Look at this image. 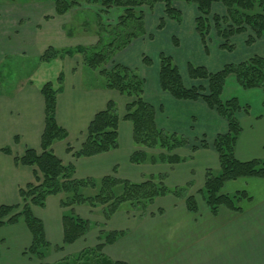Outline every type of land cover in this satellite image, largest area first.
I'll list each match as a JSON object with an SVG mask.
<instances>
[{
  "label": "crops",
  "instance_id": "obj_1",
  "mask_svg": "<svg viewBox=\"0 0 264 264\" xmlns=\"http://www.w3.org/2000/svg\"><path fill=\"white\" fill-rule=\"evenodd\" d=\"M63 15L53 13L52 16L43 17L41 22L37 19V22L29 24L20 17V23L14 20L12 25L1 18L0 13V64L12 54L25 52L20 46H11L19 30L26 31L25 25L26 29L36 32L51 19L62 18ZM63 24H50V39L42 42L34 55L38 57L49 43L56 46L55 38H60V41L70 38L64 33ZM82 39L90 43L93 37ZM196 39L193 46L202 44L198 35ZM135 43L140 42H132L127 46L128 49L124 47L118 50L111 61L131 68L141 67L142 73L137 72L144 79L143 97L155 106L159 127L188 138L208 136L206 139L209 143L216 133L226 130L225 120L201 100H177L163 92L158 83V68L153 67L151 70L150 65L142 62L145 53ZM132 47L138 48V51L130 57L127 53ZM59 61L65 65L62 67L63 88L57 95L55 117L57 123L66 130L67 137L55 141L51 149L63 163L74 165L75 177L98 178L114 173L119 178L142 181L149 174L166 172V185H181L191 181L190 192H195L203 183L205 169L218 168V157L210 144L192 152L191 158L175 164L130 162V154L138 147L132 141V124L125 119H120L118 123L116 148L96 155L74 157L72 152L66 151V146L70 145L73 149L80 146L93 115L103 109L108 100H113L118 114L122 116L129 98L116 90L104 88L101 81L94 82L91 74H84L91 70L84 71L79 55L66 56ZM186 64L181 69L185 73L179 71L183 80L186 77L192 81L187 75ZM39 83L27 77L14 83L10 91H0V204L18 203V186L33 178V167L15 164L14 155L22 154L26 148L40 150L44 100ZM260 93L254 108L250 102L242 103L248 105V112L240 111L237 114L241 132L235 143L234 155L239 160L264 159L262 90ZM2 147H8L11 153L3 152ZM174 152L182 156L191 153L188 146L179 147ZM197 169L199 179L196 184ZM221 190L226 193L245 190L250 199L242 201V210L239 212L220 207L213 215L199 195H195V213L186 209L182 199L165 195L156 198L149 206L148 212H153L151 215L148 212L140 215L137 211H128L123 207L107 220L101 216L99 207L74 206L78 215L101 225L92 227L74 242L63 245L59 251L51 249L45 261L57 260L84 247L94 246L98 241L99 230L103 229L122 230L123 233L113 243L104 245L102 252L110 259L125 264H264V179L239 177L225 181ZM157 208H162V211L158 213ZM63 210L60 194L47 196L42 207H31L33 215L42 221L45 238L52 247L62 245ZM30 242L31 234L23 220L1 226L0 264H37L36 258L22 254Z\"/></svg>",
  "mask_w": 264,
  "mask_h": 264
},
{
  "label": "trees",
  "instance_id": "obj_2",
  "mask_svg": "<svg viewBox=\"0 0 264 264\" xmlns=\"http://www.w3.org/2000/svg\"><path fill=\"white\" fill-rule=\"evenodd\" d=\"M54 13L65 14L79 7L82 0H50ZM102 6V11L112 8L120 9L113 25H102L96 21L98 39L92 45L77 44L69 47L49 45L38 56L40 61L53 62L66 56L79 55L83 66L97 72L102 86L118 91L129 100L125 103L124 113L120 116L116 103L108 100L103 109L97 111L89 121L84 138L77 149L66 146L67 152L74 157L96 155L114 149L118 145L117 129L120 119L129 120L132 124V141L138 149L129 156L132 163H169L175 164L191 158L192 152L210 144L218 157V168H206L202 185L195 191L209 212L215 215L220 207L239 212L242 201L249 200L245 190L222 192L225 181L239 177H255L264 179V159L252 158L239 160L234 155V147L241 126L238 112H248V105L242 104L236 96L222 99L226 79L231 76L235 83L243 89L260 88L263 92L264 106V55L252 54L237 62L223 63L216 70H209L202 64L187 62L186 70L190 80L197 84L186 85L173 57L163 51L158 53V83L163 92L177 100H201L209 109L214 110L226 122V130L218 132L211 143L204 135L190 138L175 131H167L156 123L155 106L144 99V79L134 69L125 64L111 61L113 55L128 45L134 38L144 34V14L137 8L142 5L152 7L155 2L163 3V14L158 20L157 28L165 24V17L182 20L181 11L173 5V0H85ZM195 7L193 19L197 33L205 52L208 51V37L213 32L220 40L218 47L231 51L234 44L233 35L246 33L245 44L250 45L257 39L264 41V0H187ZM223 9L221 13L214 11V6ZM98 20V16L97 19ZM108 39V40H107ZM176 45L177 40L172 37ZM110 62L108 67L106 64ZM142 62L149 65L151 59L142 56ZM63 88V74L58 71L54 80L48 79L39 83V91L44 100V128L40 137V150L26 148L20 155H14V163L33 167L31 181L18 186L19 202L0 204V227L23 220L31 234V242L22 254L37 259V264H125L112 260L102 249L104 245L113 243L122 230H99L97 243L84 247L74 254L64 255L54 262L47 263L46 256L51 251L61 250L86 234L94 226L101 223L83 218L74 211V206L87 205L99 207L104 220L109 219L120 208L137 211L140 215L148 212L149 206L158 197L172 195L182 199L186 209L197 212L195 195L188 192L192 182L168 186L164 179L166 172L149 174L142 181H131L119 178L115 174L98 178L74 176V165L63 163L51 149V145L67 137L66 130L61 127L55 117L56 99ZM188 146L190 154L186 156L175 153V149ZM5 153H11L8 147H2ZM158 150V151H154ZM115 172V168H113ZM60 194L62 212L61 246H51L46 240L42 221L33 215L32 206H44L47 196ZM160 213L162 208H157ZM150 215L153 212H148Z\"/></svg>",
  "mask_w": 264,
  "mask_h": 264
},
{
  "label": "rangeland",
  "instance_id": "obj_3",
  "mask_svg": "<svg viewBox=\"0 0 264 264\" xmlns=\"http://www.w3.org/2000/svg\"><path fill=\"white\" fill-rule=\"evenodd\" d=\"M173 5L182 13L181 22L177 23L175 20L165 17V24L160 29L157 28V24L159 18L164 16L163 3L158 1L155 2L151 8L147 5H142L137 8L144 14L145 32L143 35L134 38L130 43L140 42L135 43V45L137 44L136 47L141 46L142 52L150 57L151 62L149 65L151 70L153 67L158 68V53L160 51L170 54L173 57L174 62L179 67L181 73L184 72L181 69L185 67L187 62L202 64L209 70H216L226 62H237L252 54L264 55V41L258 39L259 41L254 42L253 45H245L246 33L233 35L231 37V42L235 46L231 51L222 50L218 47L220 40L213 32H210L211 34L208 35V37L212 39H208L207 41V52L203 50L202 44H195V46H193V41L197 40V33L193 28L195 7L187 0H173ZM53 10V3L50 0H0L1 18L8 20V22L10 21L12 25L13 21L16 20L18 22L20 17H23V21H27L28 24L31 22L34 23L37 19L41 22L45 17L52 16L54 13ZM214 11L221 13L223 9L221 6L215 5ZM120 12V9L117 8H112L110 11L105 12L102 11V6L100 4L82 0L79 7L66 12L62 18L56 17L55 19H51L49 23H45L47 25L44 24L41 26V29L36 32H31L29 29H26L25 25L24 28L26 31L20 32L19 30L17 38L11 45H14V48L20 46L19 48L23 49L25 52L21 54H12L0 64V91H10L14 83L27 77L38 82L48 79L54 80L57 72L63 71L62 67L65 64L61 63L59 60L45 62L40 61L38 57L34 55L40 44L45 40L50 39V24L53 25L63 22L62 29L66 36L70 37L69 39L64 38L61 41L60 38H55L54 43H56V47H60L59 45L69 47L77 44L93 45L98 39L96 21L101 20L102 25L104 26L106 24L113 25L116 23V16ZM97 16L98 20H96ZM82 37H89V39L90 37H93V40L90 43H86ZM172 37H175L177 40V45L172 42ZM49 44L52 45L51 43ZM136 47H132L127 55L133 57V54L138 51V48ZM110 65V62L106 64L108 67ZM83 67L84 71L90 70L85 66ZM134 69L142 73L140 66L137 69ZM84 74H91V77H94V82L101 80L97 78V72L94 70L88 71ZM92 74L95 76H92ZM198 82L200 81H197V83ZM184 83L186 85L193 83L197 84L194 81H189L186 77L184 78ZM259 90L260 88H255L252 91L240 88L235 83L233 77L229 76L226 79L221 97L222 99H225L231 96H237L241 103L250 102L252 108H254L257 100L261 96V90ZM205 137L208 139V136ZM190 141H193L192 138H190ZM195 172V182L197 184L199 170L197 169ZM188 192H190V189ZM192 193L198 196L195 192ZM54 261L55 260L47 263Z\"/></svg>",
  "mask_w": 264,
  "mask_h": 264
}]
</instances>
